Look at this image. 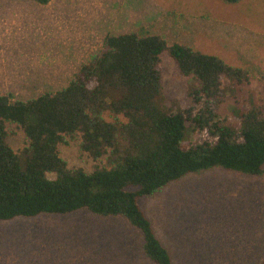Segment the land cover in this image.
I'll use <instances>...</instances> for the list:
<instances>
[{
  "label": "rangeland",
  "instance_id": "obj_1",
  "mask_svg": "<svg viewBox=\"0 0 264 264\" xmlns=\"http://www.w3.org/2000/svg\"><path fill=\"white\" fill-rule=\"evenodd\" d=\"M152 33L244 68L249 81L227 79L218 120L239 131L240 113L264 114V0H0V94L27 100L67 85L79 66L104 48L107 34ZM164 106L194 103L167 53L160 63ZM192 114V113H191ZM14 151L26 139L8 125ZM186 123L185 143L207 139ZM69 168L95 162L78 141L60 145ZM140 205L175 264H259L264 260V174L221 169L189 174ZM142 235L122 218L86 210L65 215L0 221V264H152L141 252Z\"/></svg>",
  "mask_w": 264,
  "mask_h": 264
},
{
  "label": "trees",
  "instance_id": "obj_2",
  "mask_svg": "<svg viewBox=\"0 0 264 264\" xmlns=\"http://www.w3.org/2000/svg\"><path fill=\"white\" fill-rule=\"evenodd\" d=\"M103 46L59 90L27 100L0 94V221L78 210L118 217L140 231L147 260L175 264L140 199L213 169L264 174V114L248 107L238 132L218 120L225 81H249L246 69L218 56L148 32L107 34ZM163 53L186 77L193 108L164 106ZM186 123L192 132L206 131L207 139L185 143ZM9 124L26 139L19 151L8 142ZM73 140L94 160L92 170L69 168L61 157L58 147Z\"/></svg>",
  "mask_w": 264,
  "mask_h": 264
}]
</instances>
